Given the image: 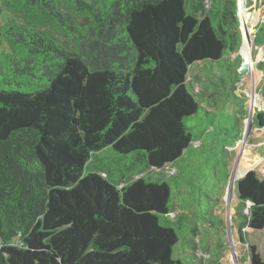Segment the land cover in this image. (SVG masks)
Returning a JSON list of instances; mask_svg holds the SVG:
<instances>
[{
    "label": "trees",
    "instance_id": "trees-1",
    "mask_svg": "<svg viewBox=\"0 0 264 264\" xmlns=\"http://www.w3.org/2000/svg\"><path fill=\"white\" fill-rule=\"evenodd\" d=\"M226 3L216 21L193 0H0V65L13 74L0 83V264H185L179 234L160 223L170 182L118 186L88 164L110 149L155 168L183 157L194 137L186 120L204 110L190 67L242 42ZM255 119L264 130V111ZM235 197L246 243L245 227L264 231V179L249 171ZM248 252L264 264L256 244Z\"/></svg>",
    "mask_w": 264,
    "mask_h": 264
},
{
    "label": "rangeland",
    "instance_id": "rangeland-1",
    "mask_svg": "<svg viewBox=\"0 0 264 264\" xmlns=\"http://www.w3.org/2000/svg\"><path fill=\"white\" fill-rule=\"evenodd\" d=\"M193 1L198 16H214L216 21L226 1H234L242 42L232 53L227 46L224 60L198 62L189 69L188 86L204 108L199 122L186 120L194 133L190 147L163 168L147 165L136 153L123 155L112 149L95 152L88 167L118 186L139 177L148 182L169 181L173 202L170 212L160 215V223L179 234L175 254L185 264H247L249 242L264 251V231L247 226L243 232L248 242H242L245 217L243 204L235 196L238 181L249 171L264 179V130L255 119L257 110L264 111V72L257 68L264 60V44L255 41L264 42V0H204L202 7ZM5 17L1 12V22ZM251 29L252 49L242 50L243 31ZM8 79L13 80V74L6 62L0 65V83ZM237 127L241 141L235 137Z\"/></svg>",
    "mask_w": 264,
    "mask_h": 264
},
{
    "label": "crops",
    "instance_id": "crops-1",
    "mask_svg": "<svg viewBox=\"0 0 264 264\" xmlns=\"http://www.w3.org/2000/svg\"><path fill=\"white\" fill-rule=\"evenodd\" d=\"M251 31H252V29L251 30H249V31H247V33H246V37H248L249 36V34H251ZM250 32V33H249ZM249 38V37H248ZM248 38L246 39V44H245V48L244 49H246V48H251L252 49V47H251V44L249 43V40H248ZM250 39V38H249Z\"/></svg>",
    "mask_w": 264,
    "mask_h": 264
},
{
    "label": "water",
    "instance_id": "water-1",
    "mask_svg": "<svg viewBox=\"0 0 264 264\" xmlns=\"http://www.w3.org/2000/svg\"><path fill=\"white\" fill-rule=\"evenodd\" d=\"M248 40H249V43H251V39L248 38ZM263 158H264V151H263ZM249 264H251V258H250V256H249Z\"/></svg>",
    "mask_w": 264,
    "mask_h": 264
},
{
    "label": "clouds",
    "instance_id": "clouds-1",
    "mask_svg": "<svg viewBox=\"0 0 264 264\" xmlns=\"http://www.w3.org/2000/svg\"><path fill=\"white\" fill-rule=\"evenodd\" d=\"M250 256V255H249ZM247 264H249V257H248V260H247Z\"/></svg>",
    "mask_w": 264,
    "mask_h": 264
},
{
    "label": "built area",
    "instance_id": "built-area-1",
    "mask_svg": "<svg viewBox=\"0 0 264 264\" xmlns=\"http://www.w3.org/2000/svg\"><path fill=\"white\" fill-rule=\"evenodd\" d=\"M237 264H239V263H237Z\"/></svg>",
    "mask_w": 264,
    "mask_h": 264
}]
</instances>
